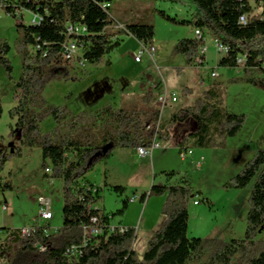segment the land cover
<instances>
[{"label": "trees", "instance_id": "obj_1", "mask_svg": "<svg viewBox=\"0 0 264 264\" xmlns=\"http://www.w3.org/2000/svg\"><path fill=\"white\" fill-rule=\"evenodd\" d=\"M193 2L196 10L191 18L172 16L165 10L154 11L173 23L208 31L226 49L219 64L243 69L242 76L230 80L257 84L253 74L264 72V0ZM5 3L4 11L20 19L17 25L24 35L18 45L22 72L16 81V104L10 111L16 120L10 132L13 142L12 147L0 144V173L11 158L21 157L28 147H39L45 177L63 181V224L54 232L47 231L50 225L38 226L28 236L19 227L0 228L5 233L0 243V263L117 264L118 255L129 252L123 264H264V147H260L240 172L224 184L227 189H244L255 180L243 238L188 236V204L196 193L186 176L176 184L152 185L150 195L165 196L161 208L165 219L152 235L143 256L134 248L138 237L134 227L125 232L117 230L108 236L85 235L84 225L98 210H104L97 205L102 199V189L85 177L87 172L110 159L117 148L151 146L156 131L147 126L160 120V110L155 106L159 92L143 93L133 107L107 103L97 109L75 113L66 104L49 103L44 91L51 81L77 78L62 61L68 24L80 23L87 27V34L77 37L83 57L90 63L103 62L107 54L121 45L120 36L124 34L144 44L152 43L155 26L147 21H121L111 12L112 0H6ZM105 3L110 5L104 7ZM253 3L259 4L260 13L255 12ZM17 10L31 11L41 19L25 25L24 15L18 17ZM243 16H246V24L241 21ZM119 24L124 27H117ZM204 45V37L183 38L176 44L175 51L192 64ZM9 51V43L0 41V64L11 76L13 65ZM240 58L245 59L242 66ZM225 92L222 85L205 86L193 103L180 107L169 119L161 121L157 131L161 141H169L177 125L193 121L192 130L174 143L180 151L191 147L227 148L229 139L243 129L247 115L227 108ZM2 115L0 93V119ZM49 116L54 118L56 125L43 132L41 123ZM175 174L171 171L167 176ZM1 187L11 189L13 185L7 181ZM114 188L120 193L126 190L120 185ZM146 197L147 194L142 195L141 199L144 201ZM129 201V198L123 200L118 213L128 208ZM108 215L113 217L114 214L106 212V222L110 220ZM41 245L45 250L40 249ZM72 245L82 249L80 258L74 262L66 257Z\"/></svg>", "mask_w": 264, "mask_h": 264}, {"label": "rangeland", "instance_id": "obj_2", "mask_svg": "<svg viewBox=\"0 0 264 264\" xmlns=\"http://www.w3.org/2000/svg\"><path fill=\"white\" fill-rule=\"evenodd\" d=\"M187 2L194 4L193 0H112L111 12L121 21H147L155 26V60L145 54L141 62H136L134 55L141 50L140 42L124 34L120 36L121 39L123 37L121 45L107 54L103 62L85 61L82 66L79 62L81 59L77 58L68 66L71 74L77 78L51 81L44 91L49 103L66 104L75 113L97 109L107 103L133 107L139 103L143 90L147 87L144 83L146 87L139 86V79L151 74L153 78L160 80L164 76L170 89L179 98L178 102L168 105L162 120L169 119L180 107L193 103L202 94V81L206 82L205 85L224 86L227 108L247 115L243 129L237 136L229 139L227 148L191 147L193 154L183 159L180 148L174 146V143L191 127L189 124H181L172 130L170 140L163 141L162 148L156 149L152 157L140 156L133 148H118L110 162H100L87 172L85 177L97 183L103 181L107 174L114 179L104 186L99 205L114 214L112 221L132 227L138 225L134 248L139 256L144 255L152 235L164 223L165 218L161 214L163 203L158 206L156 201L163 196L151 195L146 205L139 201H129L128 208L123 213H118L123 206V200L131 199L134 195L150 196L152 185L167 184V181L176 184L183 176L188 178L196 193V197H192L188 204V236L243 238L250 209L249 197L255 180L244 189H227L224 184L240 172L260 147H264V72L257 71L253 74L258 80L257 84L232 82V77L243 75V69L219 64L226 49L219 48L208 31L203 32L206 47L204 66L187 65L185 56L176 53L175 47L179 40L195 36L194 28L173 23L154 11L165 10L170 15L177 16L176 9L189 8ZM253 4L256 13L262 10L259 4ZM23 14V23L30 25L33 13L24 10ZM19 20L0 10V41L9 43L8 57L13 65L10 76L0 64V93L3 104L0 144L9 147H12L13 142L10 132L16 122L10 111L16 104V81L22 72V56L18 45L24 33L18 28ZM179 69L182 72H178ZM214 70L218 72L216 77H212ZM183 83L192 88V93L186 95L188 92L181 90ZM55 125L54 118L49 116L41 123V129L47 132ZM121 152L125 153L121 155ZM202 156L204 159H201ZM171 171L176 174L168 177L167 173ZM129 173L133 177L127 179ZM7 181L12 183L13 188L1 187ZM117 185L124 186L125 192H117L114 188ZM42 195L52 198L54 216L50 223L60 227L63 224V181L45 177L41 149L37 146L28 147L21 157L11 158L5 170L0 173V228H18L35 223L40 208L38 199ZM194 198L200 200V203L195 204ZM4 206L8 209L5 210ZM4 237L5 233L0 230V243Z\"/></svg>", "mask_w": 264, "mask_h": 264}, {"label": "built area", "instance_id": "obj_3", "mask_svg": "<svg viewBox=\"0 0 264 264\" xmlns=\"http://www.w3.org/2000/svg\"><path fill=\"white\" fill-rule=\"evenodd\" d=\"M6 0H0V10H4L6 6ZM109 3H105L104 7L109 6ZM35 14V13H34ZM16 15L19 17L23 15L22 10H17ZM41 17L37 14L34 15L32 23H37L39 22ZM241 21L246 24L247 19L246 16H243L241 18ZM117 27L123 28L124 26L122 24L117 25ZM67 38L63 44L62 48V61L64 64L70 65L72 62L77 60V58H80L81 60L80 65L84 66L86 59L83 57V48L80 44V40L77 36L79 35H84L87 34V27L83 24L76 23V24H68L67 26ZM195 36L196 38H203V31L200 29H195ZM218 47L221 49H225L218 41H217ZM206 47H201L199 54L195 57L194 59V64L198 66H204L206 62ZM147 54L152 60H155V54H156V48L155 46L150 43V44H144L141 43V50L138 54L134 55V58L137 62L142 61L143 56ZM245 59L240 58L239 59V64L242 66L244 64ZM218 75L217 70H214L212 72V77H216ZM178 94L170 89L169 87L165 86L162 88V90L159 92L158 97L155 102V106L160 110V120L156 124H152L150 126H147V129H155L156 134L153 140V143L151 144L150 147H138V152L141 156H149L153 153L155 149L161 148L162 147V141L157 133V131L160 128L161 121H162V116L165 113L166 108L168 107L169 104L171 103H176L178 102ZM193 154L192 149H186V150H181L180 155L183 159H186L189 155ZM47 172H50V169H47ZM141 196L134 195L131 200L134 199H139ZM39 201V211H38V217L36 219V222L33 223L32 225L24 226L21 227L22 232L24 235H30L32 231L38 227V226H43V225H50V221L53 219L54 213H53V200L52 198L42 195L38 199ZM195 204H199L200 200L196 199L194 200ZM99 207V206H98ZM4 209L7 210L8 207L4 206ZM105 214L106 212L104 210H98V213L95 214L94 216L91 217V220L88 224L84 225V233L85 235H102V236H108L109 234L119 230L120 232H125L129 229L128 226L125 225H118L114 224L112 221V216H109L110 220L109 222L105 221ZM136 229V228H135ZM58 227L52 228L50 226V229L47 231L48 232H54L57 231ZM137 232V229H136ZM83 245H86L84 243ZM41 250H45L44 246H40ZM82 254V249L81 246L79 245H72L69 247L66 251V257L68 258L69 261H76L80 258ZM129 252L121 253L118 255L116 259L117 264H123L125 260L128 258Z\"/></svg>", "mask_w": 264, "mask_h": 264}, {"label": "crops", "instance_id": "obj_4", "mask_svg": "<svg viewBox=\"0 0 264 264\" xmlns=\"http://www.w3.org/2000/svg\"><path fill=\"white\" fill-rule=\"evenodd\" d=\"M185 1V0H184ZM187 4H189V8H180V9H176L177 10V16H183V18H189L190 16H191V14L196 10V6L192 3L191 5H190V3L189 2H187ZM179 8V7H178ZM180 12H183L184 14H181ZM261 12V11H260ZM259 12V13H260ZM33 13V12H32ZM24 15V14H23ZM34 13H33V17H34ZM33 19V18H32ZM195 30V29H194ZM193 30V31H194ZM195 33V32H194ZM129 36H132V35H129ZM194 36V35H193ZM192 36V37H193ZM133 37V36H132ZM195 37V36H194ZM135 38V37H134ZM216 41H217V39H215ZM122 41H123V37H122ZM152 44L155 46V44H154V41L152 42ZM140 46H141V42H140ZM155 48H156V46H155ZM156 51H157V49H156ZM136 61V60H135ZM137 62V61H136ZM141 62V61H140ZM192 64H194V62L192 63ZM208 64V63H207ZM187 65H189L188 63H187ZM216 69V68H215ZM178 72H182L180 69L178 70ZM218 76V75H217ZM138 83H141L139 86H142V87H146L145 88V90H143V93H145V92H147V91H152V90H156V91H158V92H160L161 90H162V88H164L165 86H167V87H169L168 86V83H167V81H166V79L164 78V76H163V78L160 80V79H155V78H153L152 76H151V74H147V75H145V77H143V78H140L139 79V82ZM146 85H144V84ZM206 84V82L205 81H202L201 82V84H200V87H202L203 89H204V87L205 86H208V85H205ZM183 86H182V89L181 90H183V89H185V91L186 92H188V93H186V95H188V94H190V93H192V88L190 87V86H188V85H186V84H182ZM170 88V87H169ZM173 90V89H172ZM203 91V90H202ZM142 93V94H143ZM185 124H189V126L191 127L188 131H187V133L186 134H188L191 130H192V128L194 127V122L193 121H190V122H188V123H185ZM184 125V124H183ZM185 134V135H186ZM180 140V139H179ZM178 140V141H179ZM177 142V141H176ZM175 142V143H176ZM162 148V147H161ZM178 148V147H177ZM118 149V148H117ZM116 149V150H117ZM158 149H160V148H158ZM179 149V148H178ZM115 150V151H116ZM137 152H138V149H135ZM156 150V149H155ZM154 150V151H155ZM123 151V150H122ZM154 151H153V153L150 155L151 157L153 156V154H154ZM125 152H121V155H123ZM114 154H115V152L113 153V156L110 158V159H108L107 161H106V163H108V162H110L111 161V159L114 157ZM138 155H140L139 154V152H138ZM141 156V155H140ZM201 159H204V156H202L201 157ZM107 167V166H106ZM107 169V168H106ZM108 170V169H107ZM131 177H133V175L132 174H128L127 175V179H130ZM88 180L89 181H91L92 183H94L96 186H98V187H100L102 190L104 189V186H107L108 184H110V181H114V179H112V178H110L109 176H108V174L105 176V178H104V180L103 181H101V182H99V183H97V181H93V180H91V179H89L88 178ZM168 183H169V181H167ZM169 184H171V183H169ZM148 197H151V195L149 196V195H147V197H146V199L143 201L142 199H141V197L139 198V199H134V200H131L130 199V201L131 202H136V203H138V201L139 202H141V203H143L144 205H146L148 202H149V200H148ZM194 197H196V195L194 196ZM164 199H165V197L163 196V197H160V199H158V200H156L157 201V203H158V206L160 205V204H162L163 202H164ZM195 199V198H194ZM196 200V199H195ZM100 208H103L106 212H107V210L104 208V207H102V206H100L99 205V203L97 204ZM158 206H157V208H158ZM190 216V215H189ZM113 223L114 224H118V225H125V226H128V227H132V226H130V225H126V224H124V223H122V222H117V221H113ZM25 225H23V226H21V227H24ZM28 226V225H27ZM50 226L52 227V228H55V226H52L51 225V223H50ZM20 227V226H19ZM20 227V228H21ZM134 228H136V229H138V225H137V227H134Z\"/></svg>", "mask_w": 264, "mask_h": 264}]
</instances>
